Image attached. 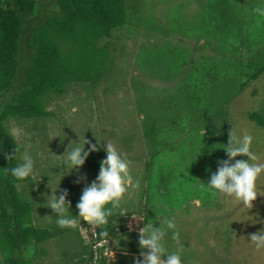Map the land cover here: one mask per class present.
<instances>
[{"label":"rangeland","instance_id":"374dc122","mask_svg":"<svg viewBox=\"0 0 264 264\" xmlns=\"http://www.w3.org/2000/svg\"><path fill=\"white\" fill-rule=\"evenodd\" d=\"M257 7H264V0H126V25L112 32L109 57L115 59L105 77L91 86H67L50 101L48 119L9 121L17 144L36 161L35 178L19 190L32 204L34 225L52 235L26 259L34 264H136L142 261L140 229L145 224L158 228L165 217H174L179 237L169 232L166 246L171 252L183 245V264H264V247L250 240L264 232V196L247 209L203 185L225 161L223 148L232 127L239 135L253 136L252 150L264 163V130L249 120L264 107V74L238 92L244 80L232 73L239 66L234 52L245 60L251 49L264 48V16L254 11ZM242 44L246 48L240 51ZM188 86L193 104L187 106L180 90ZM176 92L182 97L179 114H165V98ZM151 115L161 132L144 139ZM84 137L98 149L112 144L131 161L135 187L104 229L82 218L74 228H61L46 203L59 187L57 196L67 191L70 212L78 217L82 191L99 170L84 164L61 183L55 173L62 170L69 145ZM92 153L106 158L103 150ZM164 172L168 176L160 179ZM78 176L86 179L78 183ZM258 185L264 191V175ZM102 230L109 236L99 237ZM95 232L97 242L106 239L109 258L101 257L100 247L93 253Z\"/></svg>","mask_w":264,"mask_h":264},{"label":"trees","instance_id":"16d2710c","mask_svg":"<svg viewBox=\"0 0 264 264\" xmlns=\"http://www.w3.org/2000/svg\"><path fill=\"white\" fill-rule=\"evenodd\" d=\"M125 7L126 0H0V264H34L26 255L52 238L47 229L34 225L32 204L16 187L31 179L16 181L7 171L21 163L19 157L24 151L8 123L12 119H48L52 116L47 110L50 101L62 95L67 86H91L105 77V68L114 65L115 59L109 57V47L114 46L112 32L126 25ZM244 45H240V51L246 48ZM234 54L239 66L232 70L233 78L244 80L240 81L239 92L264 74V48L257 52L251 49L245 60L239 58L240 52ZM213 80L219 82L218 77ZM180 91L183 104H193L192 88ZM178 92L160 104L162 112L179 114L182 97ZM249 120L264 130V107L249 114ZM178 121L174 118L173 123ZM146 122L149 130L144 139L156 138L161 132L159 121L151 115ZM15 149L20 151L14 154ZM13 154L15 158L9 159ZM224 157L226 161L227 154ZM100 162L99 155L90 153L85 165L100 170Z\"/></svg>","mask_w":264,"mask_h":264},{"label":"clouds","instance_id":"9594fccd","mask_svg":"<svg viewBox=\"0 0 264 264\" xmlns=\"http://www.w3.org/2000/svg\"><path fill=\"white\" fill-rule=\"evenodd\" d=\"M254 11L264 16V7H257ZM86 145L88 150H85ZM252 145V135L247 133L239 135L236 129L232 127L229 143L223 148L228 159L219 161L216 173L211 175L207 184L203 183L214 195L230 197L247 209H251L253 201L258 196H264V191H260L258 185L259 179L264 175V163L259 162L258 156L252 150ZM98 150L105 151L106 158L100 162V170L96 180L82 191L80 200L76 205L78 217H74L70 212L71 204L67 201V191H63L57 196V192L60 191L59 187L55 191L48 187L51 190V195L46 197V203L55 213L56 223L61 228L76 227L78 218H82L88 225H107L109 218L120 210L121 201L125 194L135 187L134 178L130 172L131 161L126 155L110 143H107L106 147L101 146L98 149L97 145L91 144L85 137L83 140L79 138L78 143L72 142L67 148L66 154L63 156L66 157V160L62 170L55 173L60 177V183L64 176L71 174L73 170L79 172L90 153ZM18 151L20 150L15 149L14 154ZM14 154L8 158H15ZM237 157H246V159L236 160ZM19 159L21 163L7 169L11 176L16 181L21 182L35 178L36 161L33 155L25 150ZM81 179L86 178L78 176L77 182L79 183ZM16 187L20 189L24 187V184L18 183ZM66 210L68 211L66 212ZM121 214L125 215L126 213L121 212ZM246 217L248 216L246 215ZM169 232L172 233L173 239L178 240L179 233L174 217H165L163 224L159 225L158 228L154 227L153 224H145L140 229L138 241L142 261L137 259L136 264H183V245H178L177 250L171 252L166 246V237ZM100 236L108 237L109 233L102 230ZM250 240L257 248L264 247V232L252 235Z\"/></svg>","mask_w":264,"mask_h":264},{"label":"built area","instance_id":"2783aa9c","mask_svg":"<svg viewBox=\"0 0 264 264\" xmlns=\"http://www.w3.org/2000/svg\"><path fill=\"white\" fill-rule=\"evenodd\" d=\"M97 232H95V236L93 237L94 238V242L92 244L94 249H93V253H94V250L97 248V247H100L101 249H103L102 253H100L101 257L102 256H106L108 257V251H106V239H102L100 242H97V239L100 237H98V234H96ZM96 244V246H95ZM109 258V257H108Z\"/></svg>","mask_w":264,"mask_h":264}]
</instances>
